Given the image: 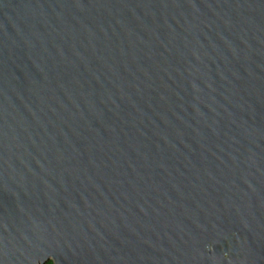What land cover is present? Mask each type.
I'll list each match as a JSON object with an SVG mask.
<instances>
[{
	"label": "water",
	"instance_id": "water-1",
	"mask_svg": "<svg viewBox=\"0 0 264 264\" xmlns=\"http://www.w3.org/2000/svg\"><path fill=\"white\" fill-rule=\"evenodd\" d=\"M264 264V0H0V264Z\"/></svg>",
	"mask_w": 264,
	"mask_h": 264
},
{
	"label": "trees",
	"instance_id": "trees-1",
	"mask_svg": "<svg viewBox=\"0 0 264 264\" xmlns=\"http://www.w3.org/2000/svg\"><path fill=\"white\" fill-rule=\"evenodd\" d=\"M47 264H52L51 262H48Z\"/></svg>",
	"mask_w": 264,
	"mask_h": 264
}]
</instances>
